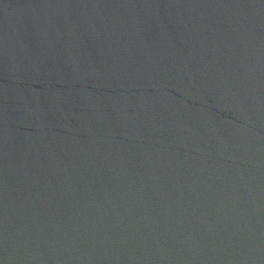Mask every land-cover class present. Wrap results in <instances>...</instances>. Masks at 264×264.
<instances>
[{
	"label": "water",
	"instance_id": "95a60500",
	"mask_svg": "<svg viewBox=\"0 0 264 264\" xmlns=\"http://www.w3.org/2000/svg\"><path fill=\"white\" fill-rule=\"evenodd\" d=\"M0 264H264V0H0Z\"/></svg>",
	"mask_w": 264,
	"mask_h": 264
}]
</instances>
